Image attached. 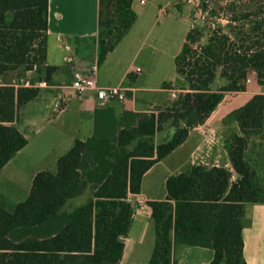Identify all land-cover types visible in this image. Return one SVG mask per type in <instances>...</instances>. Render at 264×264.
Here are the masks:
<instances>
[{"label":"trees","instance_id":"16d2710c","mask_svg":"<svg viewBox=\"0 0 264 264\" xmlns=\"http://www.w3.org/2000/svg\"><path fill=\"white\" fill-rule=\"evenodd\" d=\"M48 1L0 0V175L28 143L17 128L22 109L58 96L73 81L72 72L45 64ZM134 1L99 0L92 38L99 66L134 25ZM246 2L240 12L235 4L226 6V25L213 21L204 43L206 27L188 31L175 58L184 85L173 101L149 113L116 115L113 107H98L92 135L75 140L55 172L37 173L27 198L11 208L0 200V264H121L135 213L129 197L140 194L144 174L203 125L227 93L245 92L249 72L264 84V0ZM60 72L71 80L60 84L54 79ZM28 79L47 87L22 86ZM62 108L58 103L54 112ZM224 123L238 128L224 145L232 169L189 166L166 179L164 201L147 202L155 226L147 264H176L174 252L184 247L211 250L210 264H245V206L264 204L256 167L264 172V94L253 95ZM250 146L257 148L258 162L248 157Z\"/></svg>","mask_w":264,"mask_h":264},{"label":"crops","instance_id":"0c3cea01","mask_svg":"<svg viewBox=\"0 0 264 264\" xmlns=\"http://www.w3.org/2000/svg\"><path fill=\"white\" fill-rule=\"evenodd\" d=\"M98 4L99 0L48 1L45 64L67 69L72 72L74 79L75 72L71 70V64H68L67 60L72 57L76 58L75 45L78 40H82L81 54L79 58H76L78 64L88 65L90 63L96 56L95 42L92 38L97 33ZM130 32L131 30L106 56L98 70L106 66L110 58L119 52ZM66 75L60 72L55 75L54 79L64 84L65 81L71 80V77L67 78ZM137 77L138 74L130 66L122 72L117 83H100L96 79L100 87L121 86L125 88L126 100L122 102H103L97 100L92 92H89L83 101H79L69 86L62 88L58 96L40 97L23 108L22 120L17 128L28 139V143L4 166L0 182L10 184L12 191H19L22 187L29 194L33 178L37 173L52 172L54 168L56 169L58 158L73 146L75 140L84 141L92 135L94 111L98 107H113L116 115L122 111L149 113L163 101L172 100L171 91H180L161 88V92H168L170 95L165 100L156 103L148 95L154 91L145 86L147 79L141 85L136 86ZM249 88L247 85L245 92L236 95L260 94L249 92ZM226 102L227 96L225 95L222 103L210 114L203 125L190 131L182 145L144 174L140 194L129 197L135 205V213L128 236L124 239L121 264H147L149 262L155 244V226L147 202L166 199L165 182L168 177L178 175L192 165L232 169L224 147L226 137L216 138L214 136V130L219 125H221L223 135L227 133V130L238 132L236 124L224 123V118L231 112L224 107ZM58 103H63V108L61 111L54 112ZM0 199L5 202L8 196L4 193L0 194ZM242 236L245 264H264V204L245 206ZM212 257L211 250L197 247L177 248L173 255L176 264H210Z\"/></svg>","mask_w":264,"mask_h":264},{"label":"rangeland","instance_id":"374dc122","mask_svg":"<svg viewBox=\"0 0 264 264\" xmlns=\"http://www.w3.org/2000/svg\"><path fill=\"white\" fill-rule=\"evenodd\" d=\"M139 1L135 0L132 4V10L137 18L127 40L117 52L118 54L112 56L108 64L98 70L96 79L100 83H117L126 68L130 66L134 69L139 68L141 73L138 74L136 86L141 85L147 79L145 86L154 91L148 95L156 103L165 100L170 95L168 92L160 91L163 83H173L174 89L182 87L183 81L178 80L175 58L182 49L188 31L196 28L202 30L206 27L205 36L202 39V43H204L208 35L207 27L214 28L213 21L219 23L221 27L226 25V17L230 16V12L227 14L224 11L226 6L235 4V9L237 8L236 10L240 12L247 5L246 0H145L144 5H141ZM202 2L209 6L205 12L200 10ZM209 11H214L213 17ZM253 75V72H249V83H247L250 87L249 92L264 94V84L260 85L257 81L255 82ZM175 93L177 96L178 92ZM236 94H226L227 102L224 107L231 112L242 107L253 96L248 93ZM171 101L173 100L163 102ZM221 129V125H219L214 130L216 138L227 137L231 131L227 130V133L223 135ZM206 130L209 129L206 128ZM165 135H159L156 138L157 141L163 140ZM257 151L256 147L250 146L248 157L253 163L258 162ZM256 167L259 169L257 171L259 177L263 180L264 172L258 165ZM55 170L54 168L52 172ZM3 193L8 196L4 202L8 209L24 201L28 196V191H25L24 188L12 191L10 184L0 182V194Z\"/></svg>","mask_w":264,"mask_h":264},{"label":"built area","instance_id":"2783aa9c","mask_svg":"<svg viewBox=\"0 0 264 264\" xmlns=\"http://www.w3.org/2000/svg\"><path fill=\"white\" fill-rule=\"evenodd\" d=\"M141 5L145 4V0H140ZM72 71L75 72V78L73 79L70 89L73 91L75 98L79 101H83L89 92H92L97 100L103 102H122L126 99V89L121 86H111V87H100L97 85L96 76L98 72V61L94 57L88 65H79L75 57L69 58L67 60ZM136 74L140 73V69H134ZM246 83H249L247 79ZM24 87H34V88H46L47 84L45 82H34L31 83L25 80L21 83ZM17 87V85L15 86ZM172 100L176 98L175 91H171Z\"/></svg>","mask_w":264,"mask_h":264}]
</instances>
